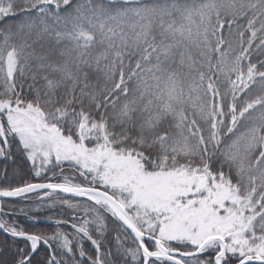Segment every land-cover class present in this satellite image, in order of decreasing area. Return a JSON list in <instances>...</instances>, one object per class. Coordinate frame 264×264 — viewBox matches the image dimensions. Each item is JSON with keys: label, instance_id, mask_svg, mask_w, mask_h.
<instances>
[{"label": "snow or ice", "instance_id": "1", "mask_svg": "<svg viewBox=\"0 0 264 264\" xmlns=\"http://www.w3.org/2000/svg\"><path fill=\"white\" fill-rule=\"evenodd\" d=\"M0 264H264V0H0Z\"/></svg>", "mask_w": 264, "mask_h": 264}]
</instances>
